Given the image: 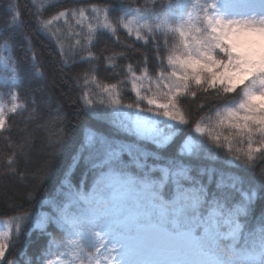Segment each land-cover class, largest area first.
<instances>
[{
  "label": "snow or ice",
  "instance_id": "6c2138e0",
  "mask_svg": "<svg viewBox=\"0 0 264 264\" xmlns=\"http://www.w3.org/2000/svg\"><path fill=\"white\" fill-rule=\"evenodd\" d=\"M49 6L33 0L41 34L59 39L53 27L61 21L69 36H80L73 27H86V55L72 64L98 59L90 50L97 33L116 36L119 28L128 38L154 44L157 71L150 73L145 56L139 71L128 63L125 79L116 82L88 72L74 77L77 86L83 81L78 102L91 122L58 190L38 201L44 210L4 221L0 264H18L8 259L13 232L30 239L33 231L46 237L36 264H264V209L255 215L254 186L245 188L241 175L264 163V0H145L119 9L92 4L44 19ZM15 7L9 5V19L0 27V53H8L0 55L6 73L0 74V88L9 89L7 102L0 92V133L8 130L10 114L26 109L12 91L22 80L11 54V32L21 23ZM113 11L120 13L115 23L109 19ZM57 47L68 55L62 43ZM71 48L74 57L80 39ZM123 55H106V66L114 68ZM125 84L134 101L123 99ZM200 93L199 110L214 102V116L194 119L181 106L182 99ZM31 143L28 136L18 147L23 151ZM213 154L217 163L210 168L207 157ZM17 158L16 152L8 156L5 175H16ZM77 169L79 181L73 179ZM25 222L31 223L27 230ZM25 252L26 246L17 256L24 259Z\"/></svg>",
  "mask_w": 264,
  "mask_h": 264
},
{
  "label": "trees",
  "instance_id": "16d2710c",
  "mask_svg": "<svg viewBox=\"0 0 264 264\" xmlns=\"http://www.w3.org/2000/svg\"><path fill=\"white\" fill-rule=\"evenodd\" d=\"M46 2L50 6L42 14L44 19L65 8L89 7L96 4L119 9L121 5L135 8L145 4V0H46ZM10 4L16 6L15 10L19 12L21 20L20 26L11 32L13 43L11 54L17 62L22 80L19 87L12 91L19 93L20 102L26 103V109L10 114L8 130L0 133V221L23 215L31 209L36 212L43 211L38 201L47 199L50 194L58 190L61 176L71 161L72 154L82 138L83 130L91 122L78 102L83 90V81L81 80L80 86H77L74 77L88 72L90 75L95 74L102 82H116L125 79L124 69L128 63H132L139 71L144 66L142 61L146 56L149 71L153 76L158 64L157 53L151 41L147 45L137 42L134 38H128L127 33L119 28L116 36L97 33L90 50L98 59L72 64V59L79 61L86 55L87 50H82L86 40V27L83 31L73 27L71 30L80 32V36H69L68 26L60 22L53 27V31L59 29L57 33L59 39L41 34L38 31L37 18L32 15L36 12L33 0H0V27L9 19L7 10ZM148 7H151V4H148ZM119 15L118 11H113L109 14V19L115 23ZM89 16L91 17L92 14L89 13ZM70 23L74 24L71 19ZM76 39H80L81 49H77L76 55L72 57L71 45ZM164 39L162 35L157 38L161 56L165 55ZM2 41L3 38H0V42ZM58 43L64 45L68 54L66 57L61 56ZM168 44L169 47L172 44L171 37H168ZM111 53H124L122 58L117 59L114 68L107 67L104 60V57ZM65 58L69 59L67 66L63 64ZM93 67L96 69L95 73L91 72ZM123 87L125 102L134 101L135 97L128 91L129 86L125 84ZM0 91L5 94L4 100L7 102L9 89L0 88ZM33 100L35 103L32 102ZM203 102V94L200 93L195 100L182 99L181 106L194 119H199L202 115L214 116V102H210V107L200 111L198 105ZM33 108L35 112L32 111ZM187 131L188 129H185V132ZM28 136L31 137L32 143L21 151L18 145ZM57 139L59 143L55 142ZM171 151L172 149H169V152ZM13 152H16L18 157L16 163L12 165L17 170L16 175H5L9 171L7 158ZM219 156L224 157L225 153L221 151ZM207 159L210 168L217 163L215 154L208 156ZM261 168H264V163L257 161L254 173H241L244 177V187L254 186L252 187L253 193H256L253 196L254 213L257 217L261 209H264V192L260 191L261 185L264 184V179L260 177ZM20 173H24L23 178ZM80 177L81 170L77 169L73 179L79 181ZM29 192L32 193V198H29ZM30 227L31 223L25 222V229ZM11 243L13 247L8 251V259L18 260V264H25V260L32 257V264H36L35 257L44 249L46 237L33 231L30 239L24 234L16 238L14 232ZM25 246L24 259H20L17 253Z\"/></svg>",
  "mask_w": 264,
  "mask_h": 264
},
{
  "label": "rangeland",
  "instance_id": "374dc122",
  "mask_svg": "<svg viewBox=\"0 0 264 264\" xmlns=\"http://www.w3.org/2000/svg\"><path fill=\"white\" fill-rule=\"evenodd\" d=\"M8 55V53L6 52L5 54H4V56H7ZM0 74H6V73H4L3 72V69H0ZM13 228H14V226H13ZM4 229V222H0V230H3Z\"/></svg>",
  "mask_w": 264,
  "mask_h": 264
}]
</instances>
